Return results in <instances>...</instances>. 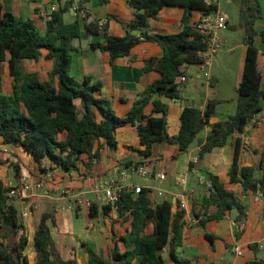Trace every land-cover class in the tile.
<instances>
[{"label":"trees","instance_id":"trees-1","mask_svg":"<svg viewBox=\"0 0 264 264\" xmlns=\"http://www.w3.org/2000/svg\"><path fill=\"white\" fill-rule=\"evenodd\" d=\"M99 1L105 6L111 0ZM127 1L135 13L134 20L126 25L127 35L124 38L109 36L104 29L105 43L93 46L109 53L111 63L129 57L132 50L145 40L157 43L163 54L145 60L142 73L155 71L160 78L146 87L126 117H117L109 102L98 97L101 83H95L89 77L81 81L71 74L74 42L82 37V20L66 24L63 20L65 11H58L51 15L43 35L30 20L18 19L10 13L0 18V138L5 145L23 149L44 172H47L43 167L45 161L50 162V170L77 171L81 162L88 168L100 160L102 148H117V130L128 125L136 127L140 139V148L136 152L145 159L152 157L154 146L163 142L178 145V156L186 154L208 128L207 138L198 141V158L203 159L215 149L226 146L235 133L243 134L255 116L263 112V75L257 41L260 38L264 42V30L259 31L256 26L264 16L258 0L241 1L238 27L245 31L246 54L243 75L236 88V113L225 121L211 123L219 101H210L204 111L186 107L176 136L168 133L169 108L161 99L180 100L183 89L180 78L185 76L183 68L202 65L200 53L207 49L208 40L193 27V14H210L218 7L207 5L206 0ZM166 7L184 9L182 30L171 34H149V21L157 19ZM87 28L91 33L99 34V26L95 23L87 24ZM136 31L141 35L135 36ZM44 51L47 52L44 58L55 63L47 82L41 81L37 73H26L21 66L24 60L39 61ZM6 63L13 80L10 95L3 92V65ZM150 104L154 105V115L146 116L145 109ZM63 135L65 138H61ZM96 144L98 147L93 154ZM241 149L242 140L239 138L229 171L230 181L240 184L243 192L258 193L264 204V151L260 153L259 165L242 167ZM178 156L174 158L178 159ZM144 164L130 161L124 169H138ZM1 165L4 162H0ZM190 168H195L194 162L190 163ZM17 172L19 175V168ZM208 178L212 189L202 198L199 212L194 208L192 215L204 225L209 221L223 220L236 210V221H243L245 209L235 192L227 189L219 177L211 175ZM13 189L0 181V264H31L26 254L29 238L24 213L10 197ZM152 192L146 187L139 194L134 190H123L114 205L104 207L106 215L112 208L121 217L129 214L132 218L130 232L119 238L125 251L121 252L117 243L111 261L83 243L89 264H165L162 253L168 247L173 264H190L177 255L183 245L186 210H178L179 203L174 212L170 199L154 202ZM211 208H216V212L211 213ZM91 216L97 217L96 205H91ZM49 221L55 226L53 213L46 211L36 227L37 261L33 264H78L76 260L62 259L55 247ZM150 226L152 233H147ZM206 238L213 245V237L206 234ZM250 247L255 251L260 249L256 244ZM248 264H264V257Z\"/></svg>","mask_w":264,"mask_h":264},{"label":"crops","instance_id":"crops-1","mask_svg":"<svg viewBox=\"0 0 264 264\" xmlns=\"http://www.w3.org/2000/svg\"><path fill=\"white\" fill-rule=\"evenodd\" d=\"M72 1H74L73 5L71 4ZM213 2L217 5V0H213ZM76 6L78 10H75ZM53 7L57 9L55 12L52 11ZM61 10L65 11L63 20L66 24H71L78 19L84 22L82 37L74 42L71 63L72 76L81 81L89 77L93 82L101 83L102 90L98 97L109 102L117 117H126L146 87L160 78V74L155 71L142 73L145 60L161 57L163 50L157 43L145 40L132 50L129 57L119 58L111 63L109 53L93 46L97 43H105L104 29L109 36L124 38L127 35L126 25L135 18V13L127 0H111L105 6H102L99 0H85L83 2L77 0H0V18L6 13H10L18 19L30 20L35 24L37 31L43 35L46 33L47 23L51 15ZM218 11H220L219 7ZM184 13V9L180 7L164 8L157 19L149 21L148 33L171 34L180 32ZM200 15V12L193 14L192 24ZM103 20H107L108 23L101 28L99 24ZM92 22L99 26V34H93L88 30L87 24ZM263 22L264 20H261L257 23L256 28L259 31L264 30ZM86 33H89V37L84 40L83 37ZM133 34L140 36L141 32L136 31ZM257 47L260 70L263 75L262 88L264 89V42L260 38L257 41ZM46 54L47 52L44 51L43 58L39 61L24 60L21 64L26 73H37L43 82L48 81L49 73L55 65L54 61L44 58ZM244 64L245 56L235 90L241 81ZM3 66V92L10 95L13 80L9 74L8 64ZM213 68L214 63L210 67L211 72H213ZM183 70L188 83L183 85L181 99H161L169 108L168 133L170 136H176L179 133L180 118L186 107H195L204 111L210 101H219V105L237 100V96L230 98V96L218 93L213 100L208 98L202 102L194 93V91H199L197 86L193 85V88L187 89L191 84L188 74L189 67H184ZM196 80H200V76H197ZM215 83L216 79L211 76L207 86L212 87ZM231 109L232 105L228 107L225 114H218L216 107V113L211 123L227 120L229 116L233 115ZM153 110L154 105H148L145 109V115L153 116ZM208 133L209 129L207 128L199 136L198 141L205 140ZM116 137L118 143L116 149L104 147L101 149L99 161L91 163L88 168L84 162H81L77 171L70 172L60 169L50 170L49 161L44 162L43 167L47 169V172H44L23 149L5 145L3 139L0 138V157L4 160H10L4 166L9 167L12 163L16 164L14 176L17 175L19 168L21 187L25 182L30 184V190L24 194V199L33 203L36 199L42 198L47 206L41 215L46 211L53 213L55 226L51 225V221H49V225L55 247L62 259L66 261L76 260L78 264H89V257L83 243L90 245L102 258L108 261L112 260V252L117 243L121 252L125 251V247L119 242V238L130 232L132 218L129 214L119 216L115 208H112L106 215L104 207L108 204L104 201L103 193L95 192V186L99 182L114 183L121 186L131 184L128 180H121L122 170L125 168V164L130 161L146 163L141 165V169L146 171L147 177L145 179L140 178L143 184L134 185L151 188L153 191L151 198L154 202L170 199L174 204V212L177 211V205L181 201L186 202L188 216L184 229L183 245L177 251L179 259L187 260L190 264H248L264 257V249L260 248L255 251L250 247L255 244L264 247V204L262 197L252 191L243 192L240 184H232L229 177L236 142L239 138L242 140L240 165L246 167L260 164V153L264 151V103L263 112L255 116L243 134L235 133L226 146L215 149L203 159L198 158L200 151L198 141L192 145L188 153L180 156H178V145H171L166 142L158 143L153 148L152 157L145 159L136 152L140 148V139L136 127L128 125L119 128ZM61 138H65V135ZM97 147L98 144L95 145L93 154ZM175 156H178V159H175ZM84 160L85 162L89 161L88 157H85ZM191 162L195 163L193 169L190 168ZM12 168L14 169L13 166ZM163 173L168 176V180L165 182L158 179V176ZM198 175L219 177L225 187L237 195L238 200L244 206L246 218L237 222L238 212L233 210L223 220L209 221L201 225V221L192 215L194 208L199 212L200 202L207 195L206 191L198 184ZM181 178H185L187 181L185 188L179 187L177 184ZM0 180L8 186L4 176L0 177ZM157 183H172V191L159 190L156 186ZM39 184H42V189L37 188ZM40 191H43V194L40 195ZM66 191H69L70 195L65 194ZM114 191L116 190L114 189ZM160 192L163 194L162 196H159ZM88 202L91 205H96L97 217L91 216V207H88ZM210 212H216V208H211ZM30 213L28 221L24 220V222L29 238L26 254L29 262L33 264L37 261L34 237L38 224L36 226L31 224L35 217L32 212ZM147 233H152L151 226ZM206 234L213 237V245L207 240ZM238 248L241 255L237 252ZM162 257L165 264H173L170 247L162 253Z\"/></svg>","mask_w":264,"mask_h":264},{"label":"rangeland","instance_id":"rangeland-1","mask_svg":"<svg viewBox=\"0 0 264 264\" xmlns=\"http://www.w3.org/2000/svg\"><path fill=\"white\" fill-rule=\"evenodd\" d=\"M241 1L242 0H217V5L220 9V12L229 18V27L220 33V38L223 41V49L212 62V64L214 63L213 72H211L209 66L205 67V73L201 72V66L199 65H192L189 67L188 74L191 84L187 87V89L193 88V85L197 86L199 91H194V93L199 98V100H202V102H205V100L208 98L213 100L217 97L218 93H221L225 96H230V98L231 96H237L235 86L239 78L245 56V31L238 27L241 16ZM258 2L264 16V0H258ZM206 73L210 74V79L211 76L216 79L214 86H207V83L210 79L206 76ZM197 76H200V80H196ZM230 105H232L231 114H235L237 111V100H234V102H227L226 104H219L217 106L218 114H225ZM9 161L10 160L8 159L4 160L0 157V162H4V165H7ZM4 165L0 166V177H5V182L7 183L8 187L21 189V177L19 175L14 176V173H16V164L12 163L9 167ZM12 166L15 170L12 168ZM28 178L31 177L28 176ZM129 183L136 185L143 184L142 180L137 176H134ZM156 186H158L159 190L161 191H172L173 184L157 183ZM39 193L41 195L43 194V191H40ZM13 201L15 205L23 211L24 220L28 221L31 214L30 212L33 213L35 220L33 223L31 222V224H34V226L38 224L40 215L43 211H45L44 208L47 206V203L42 198L36 199V201L33 203H30L27 199H13Z\"/></svg>","mask_w":264,"mask_h":264},{"label":"built area","instance_id":"built-area-1","mask_svg":"<svg viewBox=\"0 0 264 264\" xmlns=\"http://www.w3.org/2000/svg\"><path fill=\"white\" fill-rule=\"evenodd\" d=\"M78 2L85 1V0H77ZM207 5H213V0H206ZM215 5V4H214ZM57 9L56 7L52 8V11L55 12ZM75 10H78V7L76 6ZM108 21L103 20L100 22L99 26L101 28L105 27L107 25ZM227 23L228 18L223 15L220 11L216 10L212 13H201L200 17L194 22L193 27L196 29L197 32L205 36L208 40L207 49L204 52L200 53V57L202 59V65H201V72L205 73V67L209 66V68L212 65V62L215 57L222 51L223 49V42L220 38V32L227 29ZM206 76L210 79V74L206 73ZM180 83L182 85L188 83V79L186 76H182L180 78ZM134 176H137L138 178L145 179L147 177V173L144 169L141 168H130V169H123L122 170V181H130L133 179ZM159 181L165 182L168 180L167 174L163 173L158 176ZM178 186L185 188L187 186V181L185 178H181L178 180ZM198 184L202 186L207 193L212 189V182L208 177L200 176L198 178ZM38 189H42V184H39L37 186ZM144 186H135L133 183L127 185V186H121L114 183H105V182H99L95 186V192L100 194H104V201L108 205H114L116 201L118 200V197L120 193L123 190H134L136 194L141 193V189H143ZM114 189L116 191H114ZM30 190V184L28 182H25L21 189H13L10 192V197L13 199H24V194L27 193ZM65 194L70 195L69 191H66ZM163 194L160 192L159 196H162ZM88 207H91V203H87ZM187 204L185 201H181L178 207V210H186ZM261 249H264L263 246L260 247ZM237 252L239 255H241V251L238 248Z\"/></svg>","mask_w":264,"mask_h":264},{"label":"water","instance_id":"water-1","mask_svg":"<svg viewBox=\"0 0 264 264\" xmlns=\"http://www.w3.org/2000/svg\"><path fill=\"white\" fill-rule=\"evenodd\" d=\"M88 37H89V33H86V34L84 35L83 39H84V40H85V39H88Z\"/></svg>","mask_w":264,"mask_h":264}]
</instances>
